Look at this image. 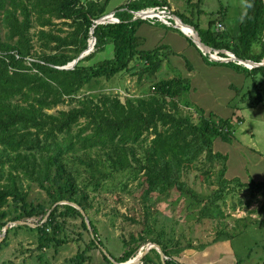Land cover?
I'll list each match as a JSON object with an SVG mask.
<instances>
[{
  "label": "trees",
  "instance_id": "16d2710c",
  "mask_svg": "<svg viewBox=\"0 0 264 264\" xmlns=\"http://www.w3.org/2000/svg\"><path fill=\"white\" fill-rule=\"evenodd\" d=\"M186 1L189 4L192 0ZM109 2L0 0V233L9 222L45 215L54 204L66 201L88 214L94 234H89L77 209L69 204H58L41 225L9 228L0 241V252L7 246L8 235L22 230L36 235L39 251L53 248L57 252L68 240L81 241L84 248L62 264L93 261L90 250L103 245L89 215L93 199L78 183L79 175L73 164L66 160L65 155L72 152L82 154L75 159L87 172L94 190L102 180L128 173L131 180L142 185L140 198L143 201H149L152 194L163 195L176 190L194 206V211L187 216L198 220H219L224 215L223 207L228 198L237 197L243 191L251 197L264 194V182L242 183L239 179L224 178L227 157L213 151V142L216 138L230 142L237 122L242 118L235 117L233 123V119L224 120L213 114L205 116L202 109L193 107L199 116L195 122L189 112L183 110L192 104L181 100L190 88L187 79L172 77L151 81L149 93L126 98L124 102L114 94L85 93L97 88L101 79L109 81L121 72L136 75L138 81L150 80L173 55L165 45L149 51L140 50L136 32L145 20L125 22L132 20L131 11L167 7V0H128L114 10L119 23L94 24L95 20L110 13L107 11ZM243 2L244 13L237 26L221 32L214 29L218 23L215 20L208 21L207 27L202 29L186 17L175 16L192 26L205 46L231 52L240 60L259 63L264 56L263 0ZM56 20L68 30H51L56 26ZM34 21L39 29L32 34ZM47 27L49 29H45ZM92 36L96 38L92 53L78 61L74 69H58L76 59ZM186 39L195 47L190 39ZM108 44L113 46L110 59L83 65ZM219 56L225 57L224 54ZM204 60L214 65L220 63L209 61L207 55ZM220 64L242 73L245 79L251 78L255 90V75L264 77V67L248 69L232 61ZM186 67L191 68L188 62ZM242 88H231L235 92L229 102L232 109L264 107V97L259 89L251 97V90L247 87L241 93ZM84 89L85 94L75 99ZM66 98L76 104L66 111L47 112ZM216 163L219 168L215 172ZM212 175L216 176L217 188L206 194L199 193L195 189L196 179L209 183ZM31 183L45 193L44 201L34 203L29 200ZM238 202L246 209L252 205V201L239 199ZM235 209L232 205V210ZM147 217L145 213L143 222ZM76 220H80L79 224L73 223ZM129 220L135 222L133 218ZM150 232V226L145 225L138 238L131 235L123 245L127 247L136 241L139 246L154 243L167 257L166 264H183L175 259L181 251L176 242L169 246L161 236L149 238ZM138 247L125 251L119 259H112L118 263L126 262L136 255ZM151 254L156 262L151 259ZM104 259L106 264H114L106 255ZM142 262L161 264L153 249ZM235 264L241 262L237 260Z\"/></svg>",
  "mask_w": 264,
  "mask_h": 264
},
{
  "label": "rangeland",
  "instance_id": "374dc122",
  "mask_svg": "<svg viewBox=\"0 0 264 264\" xmlns=\"http://www.w3.org/2000/svg\"><path fill=\"white\" fill-rule=\"evenodd\" d=\"M127 1L110 0L107 11L114 12L115 9L124 5ZM167 2L172 14L186 17L189 22L202 29L206 28L208 21L211 20H215L218 23L222 21L226 28L230 25L236 27L244 13L243 0H192L189 4L186 0H168ZM148 21H152V23L160 22L156 17L151 20H145V22ZM33 24L34 26L30 30L32 34L39 29L35 21ZM55 24L56 26L51 27V30L56 31L57 28L68 30V27L61 25L58 20L55 21ZM214 29H216V25ZM33 39L35 40L36 37ZM36 49L38 50L37 46ZM112 53L113 46L108 44L102 52L96 53L89 61L83 62V65H92L102 60L110 59ZM181 75L182 73L177 66L164 62L155 77L150 80L138 81L136 75L130 76L125 72H121L109 81L101 79L97 88L88 92H85L86 90L84 89L82 93L75 96V99L79 98L84 92L86 94L106 93L117 95L120 101L124 102L126 98L138 97L149 93L151 81L181 77ZM255 76L254 81L257 87L255 88L257 91L259 89L260 95L264 97V77L260 74ZM243 81L244 85L242 86L243 88L241 87V93L248 87L251 90L249 92L250 96L256 95L251 78L245 79L244 77ZM186 94L188 95V93ZM181 100L188 101L185 97H181ZM75 104V101H70L69 98H66L63 103L47 112L66 111ZM194 108H183V110L184 112H189L196 122L199 116H197L198 113L195 112ZM81 155L80 152H72L65 156L66 160L73 164L75 173L79 175L78 183L85 187V190L93 199V209L89 215L96 226L98 236L103 245L90 250L93 261L85 264H106L104 255L108 259H112V257L119 259L125 251L137 248L140 245L139 241L131 242L127 247L123 245V241H129L131 235L138 238V234L145 225L150 226L149 238L161 236L163 240L167 241L169 246H173L174 242L177 243V247L181 251L175 259L179 263H201L204 257L208 261H212V259L219 261L220 259H217L219 252L222 258L220 263L215 262V264H235L237 260L241 264L264 263V194L251 197L248 192L243 191L237 197L228 198L226 205L223 207L224 215L219 220L212 221L207 218L198 220L196 217L189 218L187 216L188 213L194 211V206H191L189 200L180 196L176 190H171L163 195L155 193L151 195L149 201H143L140 198L142 185H138V182L131 180L128 173L115 174L111 179L102 180L101 185L94 190L87 172L83 166L76 162L75 158ZM214 167L216 172L219 165L216 163ZM215 177V175H212L209 183L200 178L196 179L195 189L199 193L206 194L217 188ZM30 186L29 200L34 203L44 201L45 193L33 183ZM239 199L243 202L252 201V205L246 209L244 205H239ZM232 205H235V210H232ZM248 211L254 212L249 213ZM145 213L148 217L146 222H143ZM87 215L85 214L86 218ZM132 218L135 222L129 220ZM46 220V214L29 218V222L35 227ZM79 222L80 220L73 221L74 224H79ZM72 232L75 231L72 230ZM217 233H220V235ZM68 234L70 237L72 236L71 232ZM89 234L94 235L91 227ZM73 235V238L76 239L75 234ZM83 248V243L77 239V241L68 240L66 244L58 248L57 252L53 248H45L39 251L37 249L36 235L18 230L8 235L7 246L0 252V264H62L79 253ZM140 248L141 246L138 247L136 253L139 252ZM224 249H227V255L223 253ZM204 251H206L205 255L202 254ZM150 257L156 262L154 255L151 254ZM141 264L144 263L142 262Z\"/></svg>",
  "mask_w": 264,
  "mask_h": 264
},
{
  "label": "crops",
  "instance_id": "0c3cea01",
  "mask_svg": "<svg viewBox=\"0 0 264 264\" xmlns=\"http://www.w3.org/2000/svg\"><path fill=\"white\" fill-rule=\"evenodd\" d=\"M148 22H143L137 29L136 36L141 43L139 49L149 51L159 45H165L173 52L168 58L169 63L178 67L182 73L181 77L187 79L190 85L186 92L188 95L183 97L192 105L186 109H193L195 105L203 110L205 116L213 114L224 120L233 119V123L235 117L242 118L241 122H237L231 142L226 143L220 138L213 142V151L227 157L224 178L239 179L242 183H247L250 179L254 182H264V107L258 105L254 108L234 110L229 106L235 96L231 88H241L244 85L243 74L226 64L207 63L204 54L191 46L177 29L174 30L175 28L160 22ZM219 22L226 29V25L222 21ZM227 27L235 28L231 25ZM186 62L191 68L187 69ZM226 250H223L225 255L228 254ZM205 252L202 254L205 255ZM220 255L219 252V261H208L204 257L203 262L194 264L220 263Z\"/></svg>",
  "mask_w": 264,
  "mask_h": 264
},
{
  "label": "water",
  "instance_id": "95a60500",
  "mask_svg": "<svg viewBox=\"0 0 264 264\" xmlns=\"http://www.w3.org/2000/svg\"><path fill=\"white\" fill-rule=\"evenodd\" d=\"M263 4H264V0H263ZM150 9H144V10H140V11H137V12H133V18L131 21H125L126 23H133L135 22L136 20H141L143 19L142 16H140V14H142L143 12H149ZM111 18V19H110ZM118 18H116L115 16V12H110L109 14H106V15H103L101 16L99 19L95 20L94 21V24L96 25H104V24H112V23H119L120 21L117 20ZM175 19H178L181 24L189 29L192 30L193 33H190V36L185 34L184 31L180 28V27H177L176 25V20ZM173 28L179 30L186 38L190 39L193 44L195 45V47L201 52L203 53L204 55H208V58L209 60L211 61H214V62H220L219 58V54H224L226 56H229V59L226 61L225 60V63L227 62H230V61H234L235 63L239 64V65H243L244 67L248 68V69H252V68H258V67H264V56L261 60V62L259 63H255V62H252V61H249V60H240L238 58H236L231 52H228V51H225V50H213L207 46H205L199 36H198V33L197 31H195V29L192 27V26H189V25H186L184 24L180 18H178L177 16L174 15V20H173V25H172ZM93 33V28H91L90 30V34ZM90 43H92L93 45V49H94V45L96 43V38L95 37H91L89 40H88V43H87V46L86 48L78 55V57L76 59H74L72 62L66 64L65 66L63 67H58V69H65V70H71V69H74L75 65L77 64L78 61H80L82 58H84L85 56L89 55L91 52H93L92 49H89V45ZM92 50V51H90ZM249 64V65H248ZM58 204H69L71 206H73L75 209H77L80 214L84 217V221L87 225V228L88 230L90 231V226H89V222L84 214V212L81 210V208L79 206H77L76 204L74 203H69V202H66V201H62V202H58L56 204H54L52 206V209L58 205ZM50 209L47 213H46V217L48 218L51 210ZM43 223V222H42ZM41 223V224H42ZM40 224V225H41ZM14 226H28V227H32L34 228L35 226L33 224H31L29 222V219H22V220H18V221H15V222H9L7 223L1 233H0V241L2 238H4L5 234H6V231L9 229V228H12ZM155 250L158 255H159V259H160V262L161 264H166V260H167V257L164 255V253L162 252V250L160 249V247L157 245V244H154V243H150L148 242L147 244H145L144 246H141V248L139 249V252L136 254V256H134L133 258L131 259H134V258H139V261L140 263H142V259L143 257L150 251V250ZM111 261H113L111 258H109ZM131 259L127 260L126 262H122V263H118V262H115L113 261L114 264H132L131 263Z\"/></svg>",
  "mask_w": 264,
  "mask_h": 264
},
{
  "label": "built area",
  "instance_id": "2783aa9c",
  "mask_svg": "<svg viewBox=\"0 0 264 264\" xmlns=\"http://www.w3.org/2000/svg\"><path fill=\"white\" fill-rule=\"evenodd\" d=\"M147 9H150V11H156L159 13V16H157L156 18L159 19V21L161 23H163L164 25H169L172 27V23H173V20H174V14H172L171 12V9H169L168 7H153V8H147ZM149 11V12H150ZM132 15H133V12L131 11L130 12ZM143 20H151L152 16H142ZM217 32H221L224 30V27L221 25V23H217L216 24V29H215ZM229 59V56H226L225 57H220L219 60H220V63H225V60L227 61Z\"/></svg>",
  "mask_w": 264,
  "mask_h": 264
},
{
  "label": "bare ground",
  "instance_id": "6f19581e",
  "mask_svg": "<svg viewBox=\"0 0 264 264\" xmlns=\"http://www.w3.org/2000/svg\"><path fill=\"white\" fill-rule=\"evenodd\" d=\"M109 14V13H108ZM152 16V17H157V16H159V13L158 12H156V11H150V12H143L142 14H140V16ZM111 19V18H110ZM176 20V25H177V27H180L183 31H184V33L185 34H187V35H189L190 36V33H193L192 32V30L191 29H189V28H187V27H185V26H183L182 24H181V22L178 20V19H175ZM188 32V33H187ZM89 49H92L93 50V45H92V43H90V45H89ZM92 50H90V51H92ZM249 65V64H248ZM138 253V252H137ZM136 253V254H137ZM136 256V255H135ZM131 263L132 264H141L140 263V261H139V258H134V259H131Z\"/></svg>",
  "mask_w": 264,
  "mask_h": 264
}]
</instances>
